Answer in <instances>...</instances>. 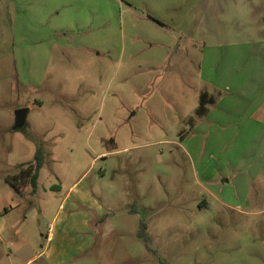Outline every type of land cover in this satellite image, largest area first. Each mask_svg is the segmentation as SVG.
I'll return each mask as SVG.
<instances>
[{
	"label": "rangeland",
	"instance_id": "374dc122",
	"mask_svg": "<svg viewBox=\"0 0 264 264\" xmlns=\"http://www.w3.org/2000/svg\"><path fill=\"white\" fill-rule=\"evenodd\" d=\"M181 3L0 0V264H42L54 231L77 253L85 235L71 227L88 205L71 208L74 195L66 203L76 183L113 227L67 264H255L264 255L263 217L237 223L216 206L180 143L203 88L173 61L183 34L167 22ZM21 108L26 131L14 129ZM39 146L38 190L21 195L6 178L34 164ZM142 220L152 252L138 236Z\"/></svg>",
	"mask_w": 264,
	"mask_h": 264
},
{
	"label": "crops",
	"instance_id": "0c3cea01",
	"mask_svg": "<svg viewBox=\"0 0 264 264\" xmlns=\"http://www.w3.org/2000/svg\"><path fill=\"white\" fill-rule=\"evenodd\" d=\"M180 1L173 8L183 9L179 21L167 22L183 34L181 56L173 61L182 59L181 65L189 66L184 72L196 75L203 83L200 96L206 93L210 101L205 115L189 117L188 133L179 135L181 146L214 204L235 212L237 223L255 225V218L263 217L264 233V0ZM255 10L257 18L244 26V18ZM78 184L70 188L66 203L74 195L71 208L88 205V212L82 211L71 227L85 235L83 243L68 255L56 244L60 237L54 231L47 245L41 244L37 259L42 264L72 262L92 247L101 229L111 226L104 207ZM200 203L213 205L206 198ZM104 214L107 219L102 220ZM260 258L255 264H264V255Z\"/></svg>",
	"mask_w": 264,
	"mask_h": 264
},
{
	"label": "trees",
	"instance_id": "16d2710c",
	"mask_svg": "<svg viewBox=\"0 0 264 264\" xmlns=\"http://www.w3.org/2000/svg\"><path fill=\"white\" fill-rule=\"evenodd\" d=\"M207 97L208 95L206 93L201 94L200 105L196 110L197 116L205 115L207 111L206 106L210 103ZM27 128H28V125L23 129V131H26ZM45 159H46V156H45L44 148L42 146H39L35 154V163L25 168H22L21 171L16 175L8 176L6 178V181L12 187H14V189L21 195L24 194L28 185H31L32 192L36 193L38 190V181L40 177V171L44 166ZM5 212H8V210H6ZM138 236L145 243L148 251L150 252L154 251L151 247L152 239L148 232V224L144 220H142L140 223Z\"/></svg>",
	"mask_w": 264,
	"mask_h": 264
},
{
	"label": "water",
	"instance_id": "95a60500",
	"mask_svg": "<svg viewBox=\"0 0 264 264\" xmlns=\"http://www.w3.org/2000/svg\"><path fill=\"white\" fill-rule=\"evenodd\" d=\"M28 108H21L16 111V121L14 125L15 130H23L28 125Z\"/></svg>",
	"mask_w": 264,
	"mask_h": 264
}]
</instances>
